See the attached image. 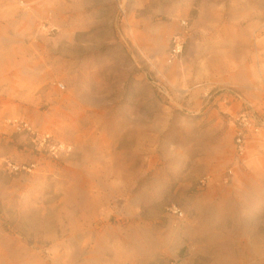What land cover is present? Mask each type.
Listing matches in <instances>:
<instances>
[{"label": "rangeland", "instance_id": "rangeland-1", "mask_svg": "<svg viewBox=\"0 0 264 264\" xmlns=\"http://www.w3.org/2000/svg\"><path fill=\"white\" fill-rule=\"evenodd\" d=\"M242 114L264 0H0V264H264Z\"/></svg>", "mask_w": 264, "mask_h": 264}, {"label": "built area", "instance_id": "built-area-1", "mask_svg": "<svg viewBox=\"0 0 264 264\" xmlns=\"http://www.w3.org/2000/svg\"><path fill=\"white\" fill-rule=\"evenodd\" d=\"M183 50V41L180 37H176L173 40L172 50H171V57L176 58L178 57ZM264 131V123H261L257 120L249 118L246 114L240 115V117L236 120L235 125V151L237 155V160L239 162H245L244 160L249 153V143L250 137L255 135L258 136L259 134ZM230 174H233L230 171ZM172 211L175 215L182 218L184 216L183 212L177 208L173 207Z\"/></svg>", "mask_w": 264, "mask_h": 264}, {"label": "crops", "instance_id": "crops-1", "mask_svg": "<svg viewBox=\"0 0 264 264\" xmlns=\"http://www.w3.org/2000/svg\"><path fill=\"white\" fill-rule=\"evenodd\" d=\"M263 170H264V168H263ZM262 185L264 186V179H263V183H262Z\"/></svg>", "mask_w": 264, "mask_h": 264}]
</instances>
